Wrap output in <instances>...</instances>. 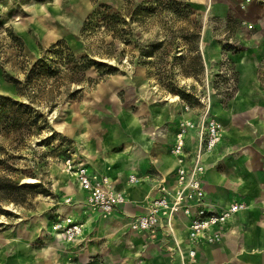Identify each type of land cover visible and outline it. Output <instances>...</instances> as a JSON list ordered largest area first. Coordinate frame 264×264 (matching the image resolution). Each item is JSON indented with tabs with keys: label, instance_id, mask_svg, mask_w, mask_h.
<instances>
[{
	"label": "rangeland",
	"instance_id": "374dc122",
	"mask_svg": "<svg viewBox=\"0 0 264 264\" xmlns=\"http://www.w3.org/2000/svg\"><path fill=\"white\" fill-rule=\"evenodd\" d=\"M156 1L0 0V94L29 102L18 95L5 75L23 79L20 67L29 69L43 56L53 57L54 65H59L62 60L48 51L59 42L93 61L80 74V82L51 78L36 84L33 107L47 120L40 132L22 137L0 126V186L5 185L1 178L10 177L23 187L16 193L21 202L7 199V192L0 191V251H21L16 243L23 239L29 242L26 248L30 251H67L68 246L56 242L53 224L58 218H73L71 212L85 204L71 198L69 189L76 187L64 169L63 158L88 159L87 155L91 158L94 153L95 158L111 162L126 144L109 152L104 149L105 141L122 136V132L132 137L133 130L126 123L139 119L144 130L160 131L168 125L172 131L182 118L177 119V114L184 115V107L189 105L196 113L208 108L221 123L222 132L229 133L231 114L242 107L241 101L252 111L255 104L247 93L241 96L242 86L260 89L261 95L254 97L264 119V45L259 49L240 45L241 30L250 31L251 37L257 25L264 31V15L220 17L211 14V0H182L193 8L189 20L158 8L131 21L132 30L129 33L128 29L124 39L113 37V31L100 26L95 18L105 6L124 13L129 4L131 9L156 7ZM184 28L200 30L197 44L204 71L197 76L182 71L194 55L189 52L191 38ZM157 41L163 42L164 49L152 61L165 62L161 75L140 54L142 47ZM181 53L184 61L178 59ZM109 67L113 70L108 71ZM242 75L247 78L241 80ZM246 118L247 114L239 117V124ZM259 124L254 140L246 145L252 151L264 143V126ZM153 143H160L159 137ZM242 150L244 147L232 146L224 151ZM212 152L217 154V150ZM71 248L80 251L79 246Z\"/></svg>",
	"mask_w": 264,
	"mask_h": 264
},
{
	"label": "crops",
	"instance_id": "0c3cea01",
	"mask_svg": "<svg viewBox=\"0 0 264 264\" xmlns=\"http://www.w3.org/2000/svg\"><path fill=\"white\" fill-rule=\"evenodd\" d=\"M211 2V14L215 16H241L243 13L264 15V0ZM241 32L244 34L240 40L243 48L248 49L253 45L258 49L263 47L262 27L256 26L253 37L246 29ZM246 78L241 76V80ZM246 93L252 96L255 103L253 111L244 107L242 100V107L231 114V123L227 128L229 133L224 132L223 140L215 148L217 154L212 152L207 156L208 167L204 178L207 201L212 209L221 211L232 200L243 201L247 207L232 217L219 243L201 245L195 261L186 264H264V143L256 146L254 151L246 147L254 140L258 124L264 126V119L258 114L262 107L254 97L261 95L260 89L240 87L241 96ZM229 104L224 108L226 111L230 109ZM245 114L246 122L241 125L238 119ZM180 116L183 115L177 114V119ZM221 118L224 121L227 119L224 116ZM126 127L133 130L132 137L122 132V136L105 141L104 149L109 152L122 143L126 144V148L117 152L111 162L107 158H95L94 153H91V158L87 155L88 159L73 158L86 163L91 172L108 175L115 187L125 193L128 202L105 217L86 204L85 194L77 180L69 175L76 187L69 189L71 198L85 204L71 212L75 221L83 223V233L73 243H67L54 233L56 242L68 246L67 251L55 248L30 251L26 248L29 242L18 240L17 246L23 249L0 251V264H184L175 240L187 252V217L182 214L176 217L175 237L166 235L162 230L153 236L147 232L133 231L129 227L132 217L144 210L143 203L159 195L157 186L161 180H165L167 186L174 187L177 164L170 153V144L176 124L172 131H168V125L160 131L157 128L144 130L139 119H135L126 123ZM156 136L160 143H153ZM232 146L240 149L244 147V150L237 153L224 151ZM132 174L138 178L137 182H129ZM74 246H79L80 251H72L71 247Z\"/></svg>",
	"mask_w": 264,
	"mask_h": 264
},
{
	"label": "built area",
	"instance_id": "2783aa9c",
	"mask_svg": "<svg viewBox=\"0 0 264 264\" xmlns=\"http://www.w3.org/2000/svg\"><path fill=\"white\" fill-rule=\"evenodd\" d=\"M179 120L170 144V153L175 157V184L171 188L161 180L157 186L158 196L143 203V211L134 215L129 223L133 231L156 235L159 230L173 236L175 219L182 214L188 218V246L184 252L180 242L175 240L176 249L184 264L195 261L203 244L219 243L225 235V227L238 212L247 205L243 201L232 200L223 210L212 209L207 201L205 172L207 156L222 141L221 123L208 112V108L196 113L189 105ZM191 130L196 133L191 134ZM67 174L73 176L85 194L86 204L103 216L111 215L128 200L123 191L115 187L113 180L104 174L89 171L86 163L73 157L63 160ZM135 175L129 182H137ZM54 232L67 242L75 241L83 233V223L70 216L58 218L53 224Z\"/></svg>",
	"mask_w": 264,
	"mask_h": 264
},
{
	"label": "trees",
	"instance_id": "16d2710c",
	"mask_svg": "<svg viewBox=\"0 0 264 264\" xmlns=\"http://www.w3.org/2000/svg\"><path fill=\"white\" fill-rule=\"evenodd\" d=\"M46 1V0H39ZM155 7L141 6L139 8L129 9L122 12H115L109 6H105L104 10L98 13L95 17L98 24L109 31H113V37L124 39L125 33L129 29V33L132 30L130 27L131 21H134L137 16L144 15L145 13L154 12L158 8L163 10H169L177 18H187L189 20L190 15L193 13V8L189 3H185L182 0H158ZM197 24V23H196ZM197 26V25H196ZM190 35V41L187 43L189 46V52L193 57L188 62H185V67L182 71L188 76H197L204 71V63L202 55L199 52V46L197 44L200 39V30L189 31L188 28H184ZM128 34V33H126ZM128 41V39H125ZM180 46L177 47V49ZM160 49H164L162 41H157L142 47L140 54L146 57V63H153V70L161 75V69L165 62L162 60L152 61L157 55ZM49 54L58 56L62 61L59 65H54L55 60L51 56H43L39 58L32 66H21L20 70L24 73V78L20 79L6 73L5 78L7 81L14 84L15 89L20 97H27L29 102L24 100H14L12 97L0 94V126L7 128L9 132L19 133L20 136L31 135L40 132L47 125V120L41 116L37 109H34L33 102L37 94L36 84L51 78H55L56 81L62 79L69 80L70 82H80L79 76L84 73L93 61L89 59L87 55H76L70 46L66 42H59L52 45L49 50ZM178 59L185 60L183 53L179 54ZM64 66V69L62 68ZM113 70L109 67L108 71ZM58 78V79H57ZM69 157V156H67ZM64 157L63 159H66ZM1 181L5 185L0 186V191L7 192L5 197L14 202H21L22 199L16 195L21 191L23 187L19 183L10 177H3Z\"/></svg>",
	"mask_w": 264,
	"mask_h": 264
},
{
	"label": "bare ground",
	"instance_id": "6f19581e",
	"mask_svg": "<svg viewBox=\"0 0 264 264\" xmlns=\"http://www.w3.org/2000/svg\"><path fill=\"white\" fill-rule=\"evenodd\" d=\"M209 9V8H208ZM59 126V125H58ZM62 126H63V124H62ZM65 130V129H64ZM63 131V130H62ZM138 138V137H137ZM220 153V152H219ZM107 165H108V163H107ZM76 243V242H75Z\"/></svg>",
	"mask_w": 264,
	"mask_h": 264
}]
</instances>
